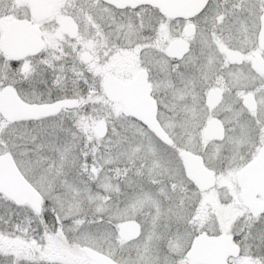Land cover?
<instances>
[{"label": "snow or ice", "instance_id": "6c2138e0", "mask_svg": "<svg viewBox=\"0 0 264 264\" xmlns=\"http://www.w3.org/2000/svg\"><path fill=\"white\" fill-rule=\"evenodd\" d=\"M0 264H264V0H0Z\"/></svg>", "mask_w": 264, "mask_h": 264}]
</instances>
